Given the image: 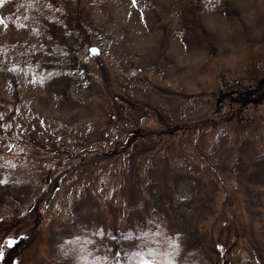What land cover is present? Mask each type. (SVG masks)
<instances>
[{"label": "rangeland", "instance_id": "1", "mask_svg": "<svg viewBox=\"0 0 264 264\" xmlns=\"http://www.w3.org/2000/svg\"><path fill=\"white\" fill-rule=\"evenodd\" d=\"M0 21V264H264V0Z\"/></svg>", "mask_w": 264, "mask_h": 264}, {"label": "snow or ice", "instance_id": "2", "mask_svg": "<svg viewBox=\"0 0 264 264\" xmlns=\"http://www.w3.org/2000/svg\"><path fill=\"white\" fill-rule=\"evenodd\" d=\"M0 23H3V21H0ZM89 52H90V54H97V49H95V48L89 49ZM2 183H4V181L0 180V184H2ZM0 240H3V245L9 246V247H11L15 243V239L12 237H9L7 239L0 237ZM116 255H119V253H117ZM137 255H139V253H137ZM140 264H151V262L142 258L140 261ZM169 264H170V262H169Z\"/></svg>", "mask_w": 264, "mask_h": 264}]
</instances>
